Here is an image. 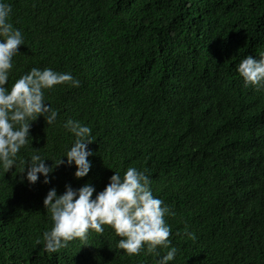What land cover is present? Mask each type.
<instances>
[{"label": "trees", "instance_id": "16d2710c", "mask_svg": "<svg viewBox=\"0 0 264 264\" xmlns=\"http://www.w3.org/2000/svg\"><path fill=\"white\" fill-rule=\"evenodd\" d=\"M5 2L24 37L6 87L31 67L71 72L80 85L45 90L56 121H32L17 154L38 149L53 166L49 183L22 180L18 164L0 168V264H155L144 249H117L109 225L55 253L42 248L49 188L100 191L130 166L175 212L165 216L177 248L169 264H264V87L245 86L234 67L264 50V0ZM68 118L91 128L81 178L55 166L72 143Z\"/></svg>", "mask_w": 264, "mask_h": 264}, {"label": "clouds", "instance_id": "9594fccd", "mask_svg": "<svg viewBox=\"0 0 264 264\" xmlns=\"http://www.w3.org/2000/svg\"><path fill=\"white\" fill-rule=\"evenodd\" d=\"M11 11V5L0 0V168L8 171L18 164L20 173H24L22 180L33 184L39 174L43 176L41 182L48 184L53 166L45 163L47 159L38 149L33 148L26 161L17 154L28 144L32 121L38 116H42L47 125L56 121L57 111L46 102L45 90L64 83L78 87L80 81L71 72L31 67L6 87L13 67L12 58L19 52L18 46L24 44L21 30L9 22ZM234 67L245 86L264 87V50L258 52V58L244 56ZM62 126L73 139L63 156L55 161V166L74 165V177H84L92 163L88 159L93 155L88 147L93 142L91 128L71 118ZM150 184L145 170L130 166L123 174L114 171L100 191L91 183L77 188L65 184L60 194L55 187L49 188L43 205L50 213L51 227L42 233L43 250L55 253L74 238L83 240L89 229L101 233L104 231L102 226L109 225L120 237L116 241L117 249L127 255L139 254L144 249L146 254L156 256L155 264H169L176 256L177 248L168 239L170 227L165 216H173L175 212L153 195ZM157 246L166 251L161 255Z\"/></svg>", "mask_w": 264, "mask_h": 264}]
</instances>
